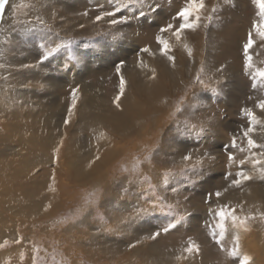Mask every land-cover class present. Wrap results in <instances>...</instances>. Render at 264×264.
<instances>
[{
	"label": "rangeland",
	"instance_id": "rangeland-1",
	"mask_svg": "<svg viewBox=\"0 0 264 264\" xmlns=\"http://www.w3.org/2000/svg\"><path fill=\"white\" fill-rule=\"evenodd\" d=\"M22 2L6 20L7 30L0 21V264H33V258L35 264H228L227 251L209 234L208 208L242 187L224 179L248 155L231 148V140L235 135L247 147L242 129L249 120L241 110L256 113L264 99V88H252L244 70L255 5L205 0L199 26L186 29L181 42L163 34L173 62L161 54L156 36L167 23L178 25L173 17L187 0ZM148 5L159 7L153 12ZM116 7L115 18L128 16L127 23L96 21ZM253 38L249 54L264 67V41L255 32ZM145 47L150 51H141ZM120 75L126 84L117 108ZM73 89L77 101L69 117ZM186 155L192 159L184 161ZM244 170L253 176L244 188L255 186L256 171L251 164ZM165 173H171L166 184ZM226 187L219 200L205 203L207 193ZM2 191L16 206H4ZM158 198L163 211L151 208ZM142 208L148 211L139 213ZM180 216L174 229L148 238ZM228 235L225 249L237 237ZM189 237L200 246L199 263L183 252ZM182 254L187 259L177 260Z\"/></svg>",
	"mask_w": 264,
	"mask_h": 264
},
{
	"label": "snow or ice",
	"instance_id": "snow-or-ice-1",
	"mask_svg": "<svg viewBox=\"0 0 264 264\" xmlns=\"http://www.w3.org/2000/svg\"><path fill=\"white\" fill-rule=\"evenodd\" d=\"M139 3L144 4L147 2V0H138ZM226 2H231V0H226ZM252 4L255 5V7L258 9L256 12V16L258 19H254L252 22V28L248 32V38L247 42L243 45V52L245 57V63H244V70L245 74L249 75V77L252 80V88H257L259 85L260 88H264V67H258L253 63V57L249 54V50L253 48L256 41L253 38V32L257 36L260 37L262 41H264V0H251ZM10 5V0H0V21L3 20L6 8ZM13 9L16 7H19L18 5H12ZM159 7L157 5L156 7H152V5H148V8L150 11H156V9ZM206 8L205 0H187V5L183 7L179 12L176 13L175 17H173V20H179L180 22L177 24H174L172 22L167 23L166 25L162 26L159 29V33L156 36V40L160 47V52L162 55L166 56L169 61L175 60V58L171 55H169V52L171 50V44L168 39H165L163 34L169 33L171 37H174V39L177 42L182 41V33L186 29H192L195 30L196 27L199 26V21L201 19V11ZM217 9L214 6L211 9V12H215ZM120 11L119 7H116L115 11H105L102 12L100 15L96 16V21H100L104 19L105 17H113L108 22L111 25H117V24H124L127 23L130 17L128 16H121L119 19L115 18L116 13ZM87 13H85L86 15ZM139 15L141 17L145 16L146 13L141 10ZM212 15L209 14L206 16V19L211 22ZM39 19V17H37ZM43 23V21H40ZM115 39V36L113 37ZM59 47L61 45H57L55 48H51L46 50L45 54L42 57V60H47L49 56H51L54 52L58 51ZM184 47L187 49L189 56L192 54V50L187 47V45H184ZM141 51L143 52H149L150 49L145 47ZM3 65H0L2 67ZM141 66H143L141 64ZM24 67H31L30 65H24ZM123 67V62H121L119 65L116 66V72L117 74L121 73V68ZM203 72V68L200 70ZM154 72V70H153ZM153 78H155L153 76ZM195 80L202 86H204V80L201 78L199 74L196 75ZM125 84L126 81L123 77V75H120V95H117L115 98L116 107L119 108V100L120 96L123 95L125 90ZM213 91H216L213 89ZM77 89L72 90V106L69 108V117L72 114V109L76 106L77 101ZM183 102V98H181V103ZM256 108H258L261 112H264V99L259 100L256 105ZM180 104L177 105L176 111H181ZM242 113L244 116H246L249 120V125L246 128L242 129L243 132V139L246 140L247 147H241L237 143V137L234 135L231 140V148H237L240 152H247L248 155L245 156L243 159H240L238 161V164L240 165V170L236 171L234 176L232 172H227L224 176L225 180H229L230 177H233L230 180L229 187H241L246 181H250L253 176L248 172L244 170V166L246 164H251L253 171H259L261 178H264V142H257L256 139L253 138V134L257 132V125H260V132L264 134V120H261L257 117L256 113L253 111L252 108H243ZM65 124L69 123V120L66 119ZM194 127V126H193ZM62 144V141H61ZM229 145H225V148L227 149ZM259 149V151H255ZM54 152L57 154L56 159L58 160V153H59V147L54 149ZM207 155V154H205ZM100 157H95L96 160H98ZM146 159H150V157H146ZM184 161H190L192 159L191 155H186L183 157ZM228 161L230 164L236 162V157L231 152L228 153ZM139 161H137V165L134 166V170L138 167ZM91 166V164L89 165ZM124 171H128V169H124ZM171 173H165L164 175V183L166 184L168 182V177ZM145 179H148L145 177ZM150 187H152L150 185ZM55 190L54 188L52 189ZM228 191V188H224L223 191L216 190L214 193L209 192L207 193L205 197V203L211 204L213 197H215L217 200ZM160 200L162 198H158L157 201H151V208L155 210L157 207L160 208L161 211L164 210V205L160 204ZM50 207V205H49ZM167 207L170 209L174 207L173 205H167ZM139 213L147 212V208H142L138 210ZM208 213L210 214V217L213 219V224H208L207 227L209 228V234L215 239L216 243L220 246L221 251H227V255L235 260H238V264H250L252 261V257L250 255L244 254L241 252V246L239 242V237L237 236L232 241V247L229 249H225L224 247V239L226 238L227 233L229 232L230 228L240 229L243 228L245 231L247 230V221L249 219H254L252 216H245L241 218L239 215L236 214V208L235 207H229L228 205H218L216 208L209 207ZM261 218L264 219V213H261ZM184 219L183 216H180L176 219V221L168 223L166 226H163L160 230L154 232L151 234L149 239H156L158 236L161 235V232L168 233L171 229H174L177 224H179ZM217 229L219 230L217 232ZM7 243V241H5ZM15 243H20V240H16ZM134 246V245H133ZM0 247H3V245H0ZM36 252H39V249H34ZM200 246L191 238H188L187 241V247L183 249L184 253L187 254H193V253H199ZM21 259L24 258V253H21ZM177 260L181 259H187V256H184L183 254L176 257ZM33 264H35V258H33Z\"/></svg>",
	"mask_w": 264,
	"mask_h": 264
},
{
	"label": "bare ground",
	"instance_id": "bare-ground-1",
	"mask_svg": "<svg viewBox=\"0 0 264 264\" xmlns=\"http://www.w3.org/2000/svg\"><path fill=\"white\" fill-rule=\"evenodd\" d=\"M22 1L23 0H10V5L6 8V11H5L4 20H2L3 31L7 30V25L5 24L7 23L6 20L9 18L10 13L13 10L12 5L20 6L23 3ZM183 49L187 51L185 47H183ZM75 68L73 65H71V71ZM125 113L126 112H123L121 116L124 117ZM256 115L261 120H264V112H261L258 108H256ZM116 126L119 127V130L121 129L120 126L118 125ZM260 127H261L260 125H257L256 140L257 142H264V134L260 132ZM256 151H259V149H257ZM2 192H3V195L5 196L4 204L6 205L4 206L10 207L11 204L12 206H16L13 203L7 204L10 201L12 202V199L14 196L13 197L8 196V198H6L7 194L5 193V191H2ZM221 198H222L221 203L219 202V204L228 205L230 208L235 207L236 214L239 215L241 218L245 217V215L241 213L242 211H245L246 213L247 212L252 213V217H254V219H249L247 221V227L248 228L251 227L252 228L251 231L246 230L247 231L246 233L243 228H240V229L230 228L228 232L229 234L228 236L229 238L234 237V236L239 237L241 252L244 254L250 255L252 257V261L250 262V264H264V219H262L260 215L261 213H264V178H261L260 172L256 171V185L255 186L253 187L247 186L244 188V185H242V187L239 189L236 195L226 194L222 196ZM251 204L254 205L256 209H251ZM187 256L190 257L191 263H199L197 262V259H198L197 253L187 254ZM199 257H200V254H199ZM227 260H229L228 264L230 263L238 264V262H232V258L230 257H228ZM224 263L215 262L213 264H224Z\"/></svg>",
	"mask_w": 264,
	"mask_h": 264
}]
</instances>
